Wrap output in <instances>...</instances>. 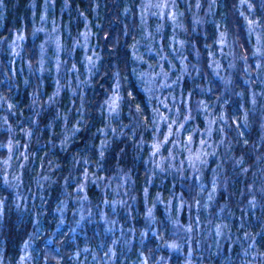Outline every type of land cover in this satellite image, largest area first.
<instances>
[{"label": "rangeland", "instance_id": "1", "mask_svg": "<svg viewBox=\"0 0 264 264\" xmlns=\"http://www.w3.org/2000/svg\"><path fill=\"white\" fill-rule=\"evenodd\" d=\"M223 1L135 0L139 9L138 36L133 46L136 77L145 91L151 116L146 117L144 109L140 111L137 106L130 108L128 116L138 118L141 125L151 128L154 134L147 144L148 154L144 159L147 177L138 192L134 191L135 182L130 169L118 168L115 174L108 178H103L102 175L95 177L94 173L82 177L77 190L80 210L76 216L79 213L80 215L75 218L74 235H78L77 227L86 217L92 216L94 219L97 215L99 222L103 224V232L110 240L107 248L93 252L90 260L93 263L86 264H176V261H179L178 264H205L203 256L213 247L215 256L224 251L232 252L233 236L227 228L232 223V217L227 219L226 212L230 207L227 198L232 201L233 194L229 193L231 182L226 175L229 173L227 161H224L225 154L232 151L228 132L233 124H239L241 121L235 114H229L226 105L233 101L232 79L238 72L246 87H241L235 96L238 104H230L229 108L233 111L241 110V119L248 129L257 121L260 127L258 142L262 144L264 27L257 10L264 7V0H227L230 21L226 25L228 31L217 24L218 29L214 35L217 46L210 48L209 72L222 83L224 94L231 95V99L227 97L226 100L230 102L226 105L223 103L216 109L210 102V99L214 100V92H211L208 85L201 83L204 74L200 61L203 57L193 41L198 36H202L201 39L205 37L209 21L212 20L216 7ZM42 2L40 15L34 22V35L41 37L39 56L31 61L23 55L26 37L23 30L14 32L9 37L3 36L0 49H9L7 57L14 79H18L15 78L16 72L18 75L25 73L26 77L31 74V79L34 76L41 77L46 63L52 61L56 77L55 94L60 95L64 90V79L69 83L72 94H83L84 86L91 81L97 61L101 59L100 52L92 46L90 18L84 17L82 29L73 37L71 47L66 46L63 35L68 33V28L61 27L55 18V0ZM94 11L98 15L101 13L98 3L95 4ZM237 19L241 20L246 29L245 35L252 42V60L248 58L240 34L232 40L234 35L231 36L230 30ZM1 24L0 20V26ZM245 39L247 41V38ZM77 51L81 53L78 59L81 71L78 70V62L75 61L72 65V62L68 61L69 57L75 58ZM240 65L243 66V71L239 70ZM14 66H18L19 70L14 69ZM116 76L114 85L105 99L112 130L115 128L112 127L110 119L119 118L123 101L131 94H128L119 73H116ZM0 82H6L8 86L11 84L5 75L0 76ZM188 82L190 88L186 87L185 83ZM7 91L5 85H0V108L4 114L14 110L7 98ZM36 92L35 96L38 94ZM35 96L32 98V109L37 114L42 102ZM147 118L149 124L144 125L143 119ZM3 119L7 123V126L3 127L13 135L18 134V138L14 140L9 135L0 140V180L2 186L13 190L18 202L24 196L21 185L23 167L30 163L29 159L33 158L40 141L32 136V131L27 127L21 128L22 133L14 131L7 121L9 118L6 114ZM106 133L107 129H103L104 147L109 139ZM137 138V142L144 143L143 132H140ZM235 153L233 151L232 156ZM242 162L240 158L233 159L234 165L241 166V171L237 174L242 172L244 180L253 176V183L242 187L238 201L241 203L240 207L249 210L264 199V187L260 183L262 174L259 175L258 171H255L251 175L250 167L242 166ZM45 178L48 176L44 173L36 177L40 187L44 186ZM92 184L101 188L102 195L105 196L97 214L88 198L87 188ZM67 211L68 204L65 200L58 211L60 227L66 222ZM3 212L4 204L0 199V222ZM210 212L213 214L210 215ZM34 222L36 230L32 236L35 235V239L44 232V228L39 224L37 226V219ZM239 224L242 225L241 222ZM260 236L261 233L256 236L246 234L245 238L240 239L242 246L238 252L239 264H257V253L261 255L264 250V247L262 250L259 248V240L256 241ZM34 245L33 238L25 241L19 264H64L62 259L65 250L60 245H53L52 237L47 239L46 253L39 263L35 261L33 254ZM87 251L86 248V255ZM79 256L80 253L77 252L71 259L76 260ZM263 256L264 253L262 258ZM229 261L228 258L227 264Z\"/></svg>", "mask_w": 264, "mask_h": 264}, {"label": "trees", "instance_id": "2", "mask_svg": "<svg viewBox=\"0 0 264 264\" xmlns=\"http://www.w3.org/2000/svg\"><path fill=\"white\" fill-rule=\"evenodd\" d=\"M97 3L101 8L99 15L94 13ZM42 5V0H0V20L2 22L0 44L3 36L9 37L14 32L23 30L26 35L23 55L31 61L35 60L39 56L41 37L34 35V22L40 15ZM55 6L54 15L57 22L61 24V27L68 28V33L65 32L63 35L66 46L71 47L73 37L82 29L84 17L90 18L92 46L100 52L101 59L97 61L91 81L84 86L83 94H72L69 83H66L64 79L62 83L65 88L60 95H56V77L52 61L46 63L44 74L41 77L34 76L31 79V74L26 77L25 73L18 75L16 72L15 78L18 79H14L7 57L9 49L5 47L0 49V76H7L11 83L8 86L6 82H0V85L3 84L8 89L7 98L11 101V107L14 109L11 113L4 110L9 118L7 121L17 133H22L23 126L29 128L32 131V136L37 137V140L41 142H38L33 158L29 159L30 163L23 167L21 185L24 196L21 200L17 202L18 197L13 194V190L2 186L0 180V199L4 204L0 222V264H19L22 246L27 239L31 240V238L35 241L33 250L35 261L39 263L46 253L45 244L49 237H52L53 245H60L64 248L65 255L62 259L64 264L91 262L93 252L107 248L110 240L103 232V224L99 222L97 215L94 219L92 216L86 217L83 223L77 227L78 235H74L75 218L80 215L79 213L76 216L80 210L77 190L82 177L94 173L95 177L102 175L103 178H108L115 174L118 168L130 169L136 192L147 177V166L144 159L148 154L149 146L147 144L153 139L154 134L151 128L141 125L138 118L128 116L132 106L139 107L140 111L144 109L146 117L151 116L145 91L136 77L133 46L138 36L139 9L135 0H55ZM228 11L229 5L227 0H224L216 7L213 18L206 28L205 37L201 39L202 36H198L193 41L203 57V60L200 61L204 74L201 83L208 85L211 92H214V100L210 99V102L211 105H215L216 109H219L223 103L226 105L230 102L226 100L227 97L231 99V95L224 94L222 83L209 72L210 48L217 46L214 42V35L218 29L217 24L220 28L227 29L226 25L230 22ZM257 15L264 27V7L257 10ZM95 19L97 20L95 21ZM245 30L241 20L237 19L230 32L231 36L234 35L232 40L240 34L243 45L245 43L248 58H251L252 42L245 35ZM240 39L236 40L240 41ZM80 57L81 53L77 51L75 58L69 57L68 61L73 65L75 61L78 62ZM77 65L78 70L81 71L80 63L78 62ZM239 67V70L243 71V66ZM14 69L19 70L18 66L17 68L14 66ZM116 73H119L128 94L129 92L131 94L125 97L122 114L119 118L110 119L112 127L115 128L112 130L109 125L105 99L114 85ZM185 84L187 88H190L188 87L189 82ZM241 87L246 86H244L239 73L236 72L231 85L234 98ZM35 92L38 93L36 96ZM33 95L42 102V107L37 110V114L32 109ZM234 98L226 106H228L229 114H235L241 123L233 124L228 132V137H230L228 141L232 151L225 154L226 160L224 161L225 163L227 161L229 173L226 175L231 182L229 193L233 194L232 201L227 198L230 207L225 212L227 219L232 217V223L227 228L232 233L234 246L232 252L224 251L215 256L213 242L211 245L213 248L203 256L205 264H227L228 258L230 259L229 264H239L240 255L238 252L242 246L240 239L245 238L246 234L247 236H256L257 233H261L260 238L256 239L255 237V239L259 240L261 250L264 247V199L253 209L246 210L240 207L239 193L243 186L253 183V176L244 180L242 172L237 174L238 171H241V166L233 164L234 158L242 159V166H249L251 175L255 171H258L259 175L262 174L260 183L264 187V142L262 144L258 142L260 127L257 121H254L253 126L248 129L241 119L243 116L241 110L233 111L232 108H229L230 104H238ZM234 100L236 101L234 102ZM261 109H264V106ZM5 114L0 108V140L9 137V135L15 140L18 138V134L14 133L13 135L11 131L9 132L3 127L7 126L3 119ZM143 120L145 121L144 125L149 124L148 118ZM63 121L66 122L63 123ZM103 129H107L106 135L109 137L105 147L102 145ZM140 132H143L144 143L137 142ZM256 142H258L257 145ZM233 151L236 152L234 156H232ZM256 155L258 156L256 157ZM40 173L48 176L44 179L43 187H40L36 181V177ZM256 187L257 185L255 190H257ZM87 192L97 214L105 196L102 195L101 188L95 184L90 185ZM65 200L68 204L66 222L60 227L58 211ZM211 214L213 213L210 212ZM198 215L201 217L200 214ZM35 219L38 220L37 226L38 224L43 226L44 232L40 235L36 234L34 239L35 235L32 236V234L36 230ZM240 222L242 225L239 224ZM59 239L60 241H58ZM239 243H241L240 247ZM205 246L203 247L205 248ZM86 248L88 249L87 255ZM77 252L80 253L79 258L71 259V256H75ZM263 253L261 255L257 253V264H264ZM178 263L179 261H176V264Z\"/></svg>", "mask_w": 264, "mask_h": 264}, {"label": "snow or ice", "instance_id": "3", "mask_svg": "<svg viewBox=\"0 0 264 264\" xmlns=\"http://www.w3.org/2000/svg\"><path fill=\"white\" fill-rule=\"evenodd\" d=\"M156 147L158 148L159 146L157 145Z\"/></svg>", "mask_w": 264, "mask_h": 264}]
</instances>
